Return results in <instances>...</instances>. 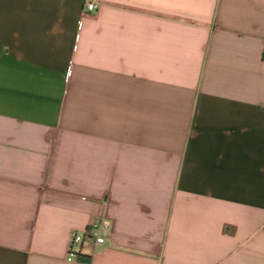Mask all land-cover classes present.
I'll use <instances>...</instances> for the list:
<instances>
[{
    "label": "crops",
    "instance_id": "1",
    "mask_svg": "<svg viewBox=\"0 0 264 264\" xmlns=\"http://www.w3.org/2000/svg\"><path fill=\"white\" fill-rule=\"evenodd\" d=\"M95 1L0 0V264H264V0Z\"/></svg>",
    "mask_w": 264,
    "mask_h": 264
},
{
    "label": "built area",
    "instance_id": "2",
    "mask_svg": "<svg viewBox=\"0 0 264 264\" xmlns=\"http://www.w3.org/2000/svg\"><path fill=\"white\" fill-rule=\"evenodd\" d=\"M83 8L84 10H95L96 9V1L95 0H83ZM98 223L92 222L88 224L82 230H75L72 233L70 241L68 243V254L67 259H72L77 256V249L75 248V244L81 243L82 241L86 240L89 242H94L97 244H101L104 241V236L98 232ZM106 223L103 222V226Z\"/></svg>",
    "mask_w": 264,
    "mask_h": 264
},
{
    "label": "trees",
    "instance_id": "3",
    "mask_svg": "<svg viewBox=\"0 0 264 264\" xmlns=\"http://www.w3.org/2000/svg\"><path fill=\"white\" fill-rule=\"evenodd\" d=\"M263 53H264V51H263Z\"/></svg>",
    "mask_w": 264,
    "mask_h": 264
}]
</instances>
